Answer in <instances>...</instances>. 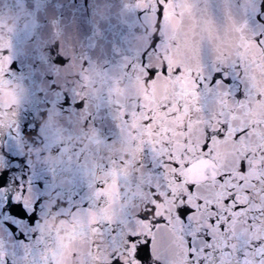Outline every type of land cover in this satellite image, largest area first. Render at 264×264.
<instances>
[{
	"label": "water",
	"instance_id": "water-1",
	"mask_svg": "<svg viewBox=\"0 0 264 264\" xmlns=\"http://www.w3.org/2000/svg\"><path fill=\"white\" fill-rule=\"evenodd\" d=\"M139 2L0 0V63L10 58L0 81V264H45L49 248V264H65L70 240L80 239L72 217L95 207L94 193L105 186L112 160L134 151L120 135L109 93L112 101L124 104L159 94L154 85L129 78L135 76L134 66L155 65L158 56L160 63H182L165 42L167 36L186 31L194 16L215 25L206 36L222 32L229 17L233 28L247 19L257 33L264 31V0H186L166 21L157 0H152L155 11L150 4L137 7ZM255 59L252 48L241 49L242 66ZM199 62L204 69L199 91L209 102L206 116L221 93L233 101L245 98L242 75L231 64H218L206 40ZM119 77L124 79L111 84ZM187 123L179 121L172 137L181 136ZM230 155L227 147L215 151L220 164ZM143 163L145 168L135 162L124 165L103 188L99 220L116 222L122 210L135 219L150 194L149 172L156 171L147 152ZM104 201L110 205L107 213ZM100 227L104 235L95 237L103 241L97 255L118 253L112 236L119 243L122 225ZM71 264L96 262L76 257Z\"/></svg>",
	"mask_w": 264,
	"mask_h": 264
},
{
	"label": "snow or ice",
	"instance_id": "snow-or-ice-1",
	"mask_svg": "<svg viewBox=\"0 0 264 264\" xmlns=\"http://www.w3.org/2000/svg\"><path fill=\"white\" fill-rule=\"evenodd\" d=\"M157 3L166 21L186 0ZM149 4L155 11L152 0H140L137 7ZM234 23L229 17L224 30L212 37L205 35L215 29L210 20L198 22L190 17L186 31L165 40L182 63H160L158 56L155 65L133 68L135 76L129 79L154 85L159 94L142 103L124 104L112 101L109 93L110 103L117 109L120 135L127 137L134 151L120 154L119 162L112 160L104 185L129 162L145 168L146 152L156 171L149 172L150 194L135 219L122 210L116 222L99 220L105 186L94 193L95 207L71 219L72 230L80 239L70 240L65 264L76 257L96 264H146V256L156 264H264V31L257 33L247 19L238 28H233ZM205 40L212 46L216 62L224 67L231 64L246 85L245 98L239 101L221 93L209 108L210 117L205 115L209 102L199 91L204 83L199 52ZM245 47L255 51L256 59L242 66L241 49ZM6 64L0 63V81ZM123 79L112 78L111 84ZM252 103L260 105L259 109H252ZM185 119L188 123L182 135L173 138L172 131ZM222 147L229 148L231 155L220 164L215 151ZM165 202L167 207L162 209ZM103 209L105 213L110 210L107 201ZM117 222L123 233L119 243L113 234L112 243L119 252L97 255L103 241L95 237L104 235L100 226ZM51 257L49 248L43 256L45 264Z\"/></svg>",
	"mask_w": 264,
	"mask_h": 264
}]
</instances>
